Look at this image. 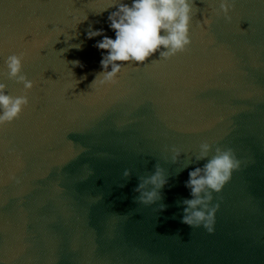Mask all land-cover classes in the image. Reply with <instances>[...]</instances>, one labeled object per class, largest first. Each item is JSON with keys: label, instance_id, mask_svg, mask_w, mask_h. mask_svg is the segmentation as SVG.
<instances>
[{"label": "clouds", "instance_id": "1", "mask_svg": "<svg viewBox=\"0 0 264 264\" xmlns=\"http://www.w3.org/2000/svg\"><path fill=\"white\" fill-rule=\"evenodd\" d=\"M194 5L195 0H131L130 4L124 0H111L110 7L97 14H102L110 8L116 9L108 15V27L115 33V38L108 36L103 28L92 29L87 33L89 40L102 37L96 41L95 47L102 51L100 67L103 71L91 85L115 84L126 65H146L145 62L157 52L160 59H170L187 51L192 44ZM233 10L234 0H219V9L215 11L217 15L222 13L230 20ZM211 23L210 18H205L200 25L203 28ZM72 47L80 48L81 45ZM23 61V54L9 56L6 60L8 75L23 84L25 90H31L35 84L22 74ZM73 63L80 66L79 61ZM29 103L26 94L11 96L7 93V85L0 82V126L18 119ZM200 149L198 159H207V163L202 168L197 167L189 172L185 187L189 189L191 198L183 201L182 222L191 227L203 226L211 233L214 231L215 217L220 207L218 203L213 204L214 194L224 190L232 180L234 172L240 169L241 161L231 149L217 147L215 155L210 159L208 156L212 145L203 143ZM174 152L173 160H177L180 153L176 149ZM124 175L128 176L130 172L125 171ZM167 183L163 170L158 168L155 174L146 178L136 189L142 193L140 202L154 204L162 198L160 190ZM146 184L153 185V190L143 191ZM164 208L165 206L161 205L160 209Z\"/></svg>", "mask_w": 264, "mask_h": 264}]
</instances>
